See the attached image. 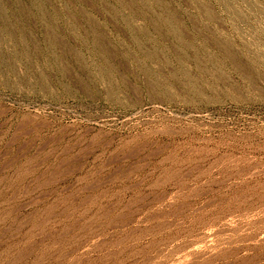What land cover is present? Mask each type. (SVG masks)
Wrapping results in <instances>:
<instances>
[{
  "label": "rangeland",
  "instance_id": "374dc122",
  "mask_svg": "<svg viewBox=\"0 0 264 264\" xmlns=\"http://www.w3.org/2000/svg\"><path fill=\"white\" fill-rule=\"evenodd\" d=\"M0 264H264V0H0Z\"/></svg>",
  "mask_w": 264,
  "mask_h": 264
}]
</instances>
